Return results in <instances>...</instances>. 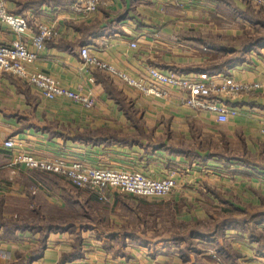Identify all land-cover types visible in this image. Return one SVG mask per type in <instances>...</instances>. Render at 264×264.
<instances>
[{
	"label": "crops",
	"instance_id": "crops-1",
	"mask_svg": "<svg viewBox=\"0 0 264 264\" xmlns=\"http://www.w3.org/2000/svg\"><path fill=\"white\" fill-rule=\"evenodd\" d=\"M75 1L6 0L9 12L30 22L22 35L0 20V43L23 39L37 52L29 70L96 99L92 108L68 97L49 99L35 85L0 71V264H264V248L253 237L264 233L262 218L229 226L221 236L187 238L195 227L211 233L209 221L264 214V45L229 64L244 40L264 31L249 18L250 4L105 0L85 16L71 8ZM40 24L54 26L58 35L39 50L34 38ZM83 46L147 84L151 67L209 78L220 74L214 73L220 66L234 80L261 87L227 99L229 120L220 122L186 106V94L177 88L145 95L87 67ZM113 136L134 141H93ZM9 138L12 148L4 145ZM19 154L65 156L97 167L109 160L115 169L155 179L174 173L177 188L170 197L148 198L114 190L105 202L65 177L14 165Z\"/></svg>",
	"mask_w": 264,
	"mask_h": 264
},
{
	"label": "built area",
	"instance_id": "built-area-1",
	"mask_svg": "<svg viewBox=\"0 0 264 264\" xmlns=\"http://www.w3.org/2000/svg\"><path fill=\"white\" fill-rule=\"evenodd\" d=\"M245 1L254 8L264 9V0ZM105 4V0H76L72 3L71 8L81 15L88 16ZM0 20L8 23L20 35L31 27L25 15H17L8 11L6 0H0ZM37 28L38 32L34 38V43L40 50L45 46L47 40L57 37L58 31L54 26L48 24H40ZM131 46L137 47V42H131ZM80 56L87 67L105 72L112 78L138 88L145 95L164 96L167 88H177L186 94L183 99L186 106L198 112H208L216 116L220 122L229 120L230 110L226 104L227 99L252 93L261 87L258 82L236 81L231 75L225 73L209 78L184 77L174 73H164L155 67L149 68L152 80L147 84L143 80L132 78L111 62L93 55L89 46H83L80 49ZM37 57V52L28 48L26 40L15 39L10 43H0V71L9 72L35 85L42 96L46 98L68 97L82 103L87 108L95 106L96 99L94 96L70 90L47 74L29 70L27 64L35 61ZM260 131L264 134V122ZM4 145L7 148H12L15 146V142L9 138L4 141ZM22 163L65 177L74 185L91 190L100 200L105 202L110 200L114 190L141 198L169 197L177 188L174 173L163 179H155L141 172L96 168L79 161L37 159L27 154H19L13 164L19 166ZM15 173L16 170L13 174ZM1 256L3 254L0 251Z\"/></svg>",
	"mask_w": 264,
	"mask_h": 264
},
{
	"label": "trees",
	"instance_id": "trees-1",
	"mask_svg": "<svg viewBox=\"0 0 264 264\" xmlns=\"http://www.w3.org/2000/svg\"><path fill=\"white\" fill-rule=\"evenodd\" d=\"M248 10H249V18L252 20V22L255 21H259L260 23H262V25L264 26V9H260L259 11H255L252 9L251 5H248ZM262 45H264V31L260 33V35L257 34V32H255L254 34L252 33L250 35V38L247 40H244L242 45H241V49L238 51L240 53L239 57H234L231 58V60L229 61V64L232 65L233 63H237L239 61H241L242 59H244V57L246 56V54L254 48H259ZM221 72H226V69L222 68L219 66V68H217L214 73H221ZM110 85V84H109ZM115 95V96H114ZM113 97H115V99L121 101L122 97L120 95V93H115L113 94ZM125 109H127L126 107H124ZM136 125H138L137 122H135ZM76 138L79 140H83V141H89L92 138H88L86 135H81V134H76ZM94 142L98 141V142H104V143H121L124 145H129L131 144L134 139H130V138H117L115 136L113 137H107L106 139L104 138H100V139H93ZM187 155L190 157V154L187 153ZM45 173V172H44ZM47 175V174H46ZM260 218H256V216L254 215H248L245 218H241V219H233V218H221V219H217L214 221H209L213 227V231L210 233H206V231H200L198 228H193L190 235L187 237L189 240L190 237H196V236H200V237H206V236H210L211 234L215 235V236H221L225 230V228L229 227V226H242V227H246L248 226V224H250L251 222H254L257 219H261L262 221L264 220V214H260ZM197 226V225H196ZM256 234V233H255ZM254 238H256L257 240H259L260 244H261V248H264V233H258L256 235L253 236ZM219 252H221V254L226 255V257L231 256V254H229V252L224 249V248H219Z\"/></svg>",
	"mask_w": 264,
	"mask_h": 264
},
{
	"label": "rangeland",
	"instance_id": "rangeland-1",
	"mask_svg": "<svg viewBox=\"0 0 264 264\" xmlns=\"http://www.w3.org/2000/svg\"><path fill=\"white\" fill-rule=\"evenodd\" d=\"M127 87H129V88H133V87H131L130 85H127V84H125ZM135 88V87H134ZM57 158H60V159H64L65 161L66 160H68V161H79V162H82L83 164H86V165H88V166H91V167H96V168H109V169H115L114 167H112V166H110V161L109 160H107V164L108 165H106L105 164V166H102V167H97V166H93V165H91L90 163H88V162H86L85 160H81V159H77V160H73V159H71V160H69L68 158H66L65 156H56ZM117 169V168H116ZM118 170H124V171H132V172H139V171H135V170H133V169H131V168H129V169H127V168H124V167H122V168H118ZM43 171V170H42ZM45 172H48V171H45ZM51 173V172H50ZM54 175H57V174H55V173H53ZM145 175V174H144ZM57 176H59V177H62V176H60V175H57ZM64 178V177H63ZM76 186V185H75ZM76 187H78V186H76ZM79 188H84V189H87V188H85V187H79ZM89 190V189H88ZM91 191V190H90ZM171 196V195H170ZM169 196V197H170ZM141 198H148V197H141Z\"/></svg>",
	"mask_w": 264,
	"mask_h": 264
}]
</instances>
